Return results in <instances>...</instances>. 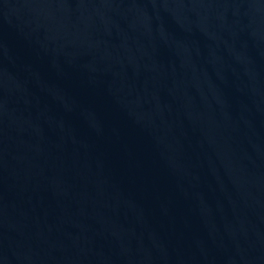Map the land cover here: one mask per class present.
<instances>
[{
    "label": "water",
    "instance_id": "obj_1",
    "mask_svg": "<svg viewBox=\"0 0 264 264\" xmlns=\"http://www.w3.org/2000/svg\"><path fill=\"white\" fill-rule=\"evenodd\" d=\"M0 264H264V0H0Z\"/></svg>",
    "mask_w": 264,
    "mask_h": 264
}]
</instances>
